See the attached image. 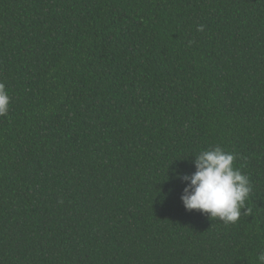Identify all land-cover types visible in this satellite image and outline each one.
I'll return each mask as SVG.
<instances>
[{
  "label": "trees",
  "instance_id": "obj_1",
  "mask_svg": "<svg viewBox=\"0 0 264 264\" xmlns=\"http://www.w3.org/2000/svg\"><path fill=\"white\" fill-rule=\"evenodd\" d=\"M0 83V264H257L264 0H0ZM217 145L235 223L180 199Z\"/></svg>",
  "mask_w": 264,
  "mask_h": 264
},
{
  "label": "clouds",
  "instance_id": "obj_2",
  "mask_svg": "<svg viewBox=\"0 0 264 264\" xmlns=\"http://www.w3.org/2000/svg\"><path fill=\"white\" fill-rule=\"evenodd\" d=\"M198 30H203V25ZM11 97L4 83H0V116L9 112ZM195 171L175 173L185 183L180 197L185 210H197L209 219L218 218L225 224L235 223L243 214H249L246 200L251 192L249 178L234 167L235 154L221 146L209 148L194 156ZM246 209L245 211H241ZM257 264H264V252L257 256Z\"/></svg>",
  "mask_w": 264,
  "mask_h": 264
}]
</instances>
